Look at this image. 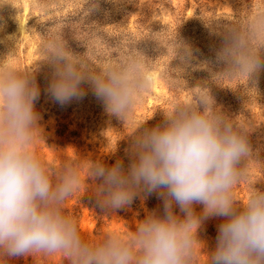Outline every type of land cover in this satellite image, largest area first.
I'll list each match as a JSON object with an SVG mask.
<instances>
[{"label":"clouds","instance_id":"1","mask_svg":"<svg viewBox=\"0 0 264 264\" xmlns=\"http://www.w3.org/2000/svg\"><path fill=\"white\" fill-rule=\"evenodd\" d=\"M55 2L59 5L61 0ZM6 5L11 7L10 0H0V9ZM97 7L93 3L84 11L88 16ZM226 20L216 55L223 67L212 73V79L220 86L237 81L250 97L256 96L253 76L264 69V5L258 4L255 11L250 6ZM2 21L0 17V32L5 27ZM16 38L10 35L6 40ZM138 42L128 45L125 59L97 67L86 53L72 51L63 30L46 34L40 53L41 62L53 69L48 92L64 104L82 97V85L88 84L106 110L125 121L157 79L151 64L158 56H147ZM12 52L10 48L0 56V262L5 256L32 255L59 256L69 264H264V190L255 186L264 181L253 182V170L264 169V161L251 148L247 122L226 116L208 87L187 88L179 78L183 68H170L174 59L190 64V46L175 38L160 78L190 90L191 99L177 100L163 111L161 125L139 124L131 134L132 162L127 169L120 161L106 167L81 160L65 161L57 169L41 158L35 71L8 61ZM89 179L100 181L93 192L103 208H122L143 190L159 193L163 213L150 212L135 230L109 231L90 243L76 219L65 212L67 201ZM241 183L248 188L243 202L235 197ZM194 205H202V211ZM213 216L225 222L219 226L214 251L204 254L198 230Z\"/></svg>","mask_w":264,"mask_h":264},{"label":"rangeland","instance_id":"2","mask_svg":"<svg viewBox=\"0 0 264 264\" xmlns=\"http://www.w3.org/2000/svg\"><path fill=\"white\" fill-rule=\"evenodd\" d=\"M93 3L96 10L88 16L84 11ZM11 7L0 9L5 24L0 32V56L10 48L13 52L7 60L21 70L35 71L39 96L34 103L39 115V127L43 141L38 152L53 168L65 161L81 160L100 162L112 167L120 161L127 169L132 162V135L139 124L152 128L164 122V112L170 110L177 100L188 101L191 91L174 86L160 78L172 55V42L177 39L192 49L193 58L188 66L179 59L170 68H183L179 78L191 89L208 87L215 105L229 118L245 121L251 131L248 139L257 159L264 161V69L254 74L257 95L250 97L244 85L237 81H225L220 86L212 79V73L223 65L216 55L223 43V26L227 18L240 15L252 6L264 5V0H10ZM64 31L68 46L76 54L86 53L97 67L113 60L126 58L128 45L139 41L137 47L150 58H156L151 69L157 75L156 82L134 113L125 121L109 113L102 99L90 85H82L84 95L68 103L57 102L48 92L53 69L41 62L40 44L46 34ZM16 35L12 42L7 36ZM155 39L161 45L158 47ZM161 51V55L160 54ZM264 60V54H262ZM204 65V67H201ZM175 75V73H173ZM243 83V81H239ZM226 86V87H225ZM249 83L248 87H251ZM139 131V130H138ZM264 181V169L253 170V182ZM88 185H87V184ZM79 193L67 201L65 212L78 222L87 241L95 243L109 231L127 234L150 212L163 213V199L158 192L139 191L132 202L119 209L103 208L97 201L93 186L97 180H86ZM264 190V182L255 185ZM248 196L244 183L235 189V197L243 202ZM197 212L202 205H194ZM177 215L183 216L178 207ZM225 218L213 216L206 219L198 230L203 243L202 252L210 254L217 243L219 226ZM203 260V257L201 258ZM0 264H69L56 256L32 255L4 257Z\"/></svg>","mask_w":264,"mask_h":264}]
</instances>
